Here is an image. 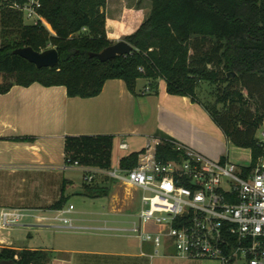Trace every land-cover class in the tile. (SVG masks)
<instances>
[{
    "label": "trees",
    "instance_id": "1",
    "mask_svg": "<svg viewBox=\"0 0 264 264\" xmlns=\"http://www.w3.org/2000/svg\"><path fill=\"white\" fill-rule=\"evenodd\" d=\"M24 1L0 5L1 95L14 86L37 83L64 87L69 98L85 100L100 95L107 81L120 80L136 96L139 80L154 86L163 80L169 95L188 97L200 105L230 144L251 152L252 161L262 154L256 132L264 121V101L258 103L256 94L264 91V0H147L151 2L148 19L124 39L133 48L131 54L105 63L91 55L113 45L106 30L107 0H43L39 12L50 31L42 24H25L21 13L12 8ZM27 47L35 52L56 50L59 66L38 69L14 55L15 50ZM201 83L216 87L213 105L199 99ZM238 86L247 91L248 98ZM251 101L256 105L254 114L247 109ZM234 107L240 109L236 116ZM157 137L168 141L156 147L157 161L185 159L183 152L174 149L175 140ZM112 149V137L67 138L64 164L109 171ZM144 153L123 157L119 169L133 170ZM68 184L64 182L51 210L64 209ZM82 190L90 199L109 193L107 187L93 183H83ZM52 258L51 252L0 246V264H50Z\"/></svg>",
    "mask_w": 264,
    "mask_h": 264
},
{
    "label": "crops",
    "instance_id": "2",
    "mask_svg": "<svg viewBox=\"0 0 264 264\" xmlns=\"http://www.w3.org/2000/svg\"><path fill=\"white\" fill-rule=\"evenodd\" d=\"M147 2L144 13L123 14L127 17L123 23L111 22L107 11L109 38L113 23L117 34L131 29L136 32L140 26L135 25H141L150 15L151 2ZM137 85L134 96L123 81L110 80L100 95L85 100L69 98L64 87L46 88L37 83L27 88L14 86L7 94H0V211L55 213L50 207L59 201L64 182L73 183L64 176L68 171L64 167L67 138L112 137V170L115 161L118 168L123 157L146 151L158 135L171 138L210 160H229L233 145L200 105L188 97L169 95L163 80L156 86L146 80H139ZM121 145L126 148L121 149ZM73 187L66 186V197ZM82 193L81 189L73 194ZM34 224H21L2 232L0 246L51 252L50 264H219L181 259L169 246H163L155 254L151 243H142L129 233H124L127 237L119 236L116 231L129 228H110L106 223L103 227L74 226V229L54 222L44 227ZM147 229L156 231L151 225ZM32 231L50 234L51 240L36 245Z\"/></svg>",
    "mask_w": 264,
    "mask_h": 264
},
{
    "label": "built area",
    "instance_id": "3",
    "mask_svg": "<svg viewBox=\"0 0 264 264\" xmlns=\"http://www.w3.org/2000/svg\"><path fill=\"white\" fill-rule=\"evenodd\" d=\"M42 2L25 0L22 4L15 2L12 8L21 13L24 22L47 27L39 12ZM256 140L262 154L255 161L251 157L244 165L226 159L210 160L178 142L173 143L174 149L183 152L185 159L159 162L156 147L168 141L156 138L130 171L119 167L102 171L78 163L64 167L82 172L86 184H92L100 173L138 191L141 210L137 221L129 229L116 231L151 243L155 254L169 246L185 260L264 264V121ZM125 148L121 145V149ZM73 211L74 207L69 206L55 211L54 217L30 216L35 218V226L54 222L74 229L73 220L66 217ZM26 212L1 210L0 234L30 218ZM149 225L156 231H149Z\"/></svg>",
    "mask_w": 264,
    "mask_h": 264
},
{
    "label": "rangeland",
    "instance_id": "4",
    "mask_svg": "<svg viewBox=\"0 0 264 264\" xmlns=\"http://www.w3.org/2000/svg\"><path fill=\"white\" fill-rule=\"evenodd\" d=\"M10 0H0V5L3 2H9ZM146 0H107V11L110 13V18H112L111 22H115V20H119L120 23L124 22L123 14L128 15V13H144V9H146L147 5ZM120 7V8H119ZM151 7V3H150ZM118 10H117V9ZM120 18V19H119ZM29 22H25L26 25H31ZM119 23V24H120ZM115 23L110 25V28H115ZM139 27L140 25H135ZM136 27V28H137ZM49 31L50 26L45 27ZM111 29L112 36L107 34L108 40L112 44H116L117 42L124 41L127 37L126 35H132L135 32L122 30V32L117 34L115 30ZM85 34V33H84ZM210 46H207L206 50L209 49ZM239 87V86H238ZM223 89V88H222ZM220 89V93L222 92ZM244 94L245 98H248L247 91L243 88L239 87ZM216 87L207 83H201L199 88L197 89V95L199 99L209 105H213L216 101ZM256 101L258 103H263L264 101V91L262 93L256 94ZM222 106H219L221 109ZM250 113L254 114L256 105L254 102H250V106L247 108ZM239 107H234L232 109V114L236 116L239 112ZM251 154L249 150L238 149L234 146L230 147L229 151V161L238 165H244L250 162ZM117 162H114L113 169H116ZM100 170V169H99ZM112 171V168L111 170ZM65 178L69 181H72L74 184L73 188H70L71 194L67 197V203L65 208L67 209L69 206L74 207V211L72 214L67 215L66 217L73 220V225L76 227H103L106 223L110 228H130L132 227V223L137 221L136 216L141 210V194L130 186L118 183L113 181L111 178L106 175L98 174L95 182L100 186L104 185L109 190V194L106 197L101 198H86L82 195L73 194L74 192L80 191L82 189L83 183V174L78 170H68L65 172ZM94 182V181H93ZM92 182V183H93ZM31 187V186H30ZM26 188V187H25ZM24 188V189H25ZM31 187L30 189H32ZM28 189V187H27ZM33 190V189H32ZM27 191V190H26ZM26 215L31 216H44V217H54L56 214L52 211L46 210H37L31 212H26ZM25 219L22 224H33L35 222V218ZM35 225V224H34ZM59 225V224H57ZM33 236L35 237V244H42L43 240H51L50 234L40 235L36 234L32 231ZM94 235H102L99 233H91ZM108 234H115L113 232H109ZM119 236L127 237V234H119ZM45 243V242H44ZM197 264H207V262L197 263ZM243 264V263H238Z\"/></svg>",
    "mask_w": 264,
    "mask_h": 264
},
{
    "label": "water",
    "instance_id": "5",
    "mask_svg": "<svg viewBox=\"0 0 264 264\" xmlns=\"http://www.w3.org/2000/svg\"><path fill=\"white\" fill-rule=\"evenodd\" d=\"M132 50L133 48L128 43L120 41L107 49H103L99 54H93L91 56L105 63L118 57L127 56L131 54ZM14 55L23 58L32 65H35L38 69H54L59 66V55L54 49H49L44 52H35L33 48L27 47L15 50Z\"/></svg>",
    "mask_w": 264,
    "mask_h": 264
}]
</instances>
